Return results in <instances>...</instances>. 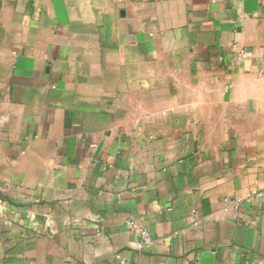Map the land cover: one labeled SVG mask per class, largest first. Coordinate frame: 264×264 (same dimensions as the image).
Listing matches in <instances>:
<instances>
[{
    "label": "crops",
    "instance_id": "obj_1",
    "mask_svg": "<svg viewBox=\"0 0 264 264\" xmlns=\"http://www.w3.org/2000/svg\"><path fill=\"white\" fill-rule=\"evenodd\" d=\"M0 264H264V0H0Z\"/></svg>",
    "mask_w": 264,
    "mask_h": 264
},
{
    "label": "built area",
    "instance_id": "obj_2",
    "mask_svg": "<svg viewBox=\"0 0 264 264\" xmlns=\"http://www.w3.org/2000/svg\"><path fill=\"white\" fill-rule=\"evenodd\" d=\"M243 55L245 56L246 54L243 53ZM133 226L137 227L134 223ZM138 230H139V236L141 238V246L143 247L148 246L154 242L155 239L151 231H149L145 227L138 228Z\"/></svg>",
    "mask_w": 264,
    "mask_h": 264
}]
</instances>
